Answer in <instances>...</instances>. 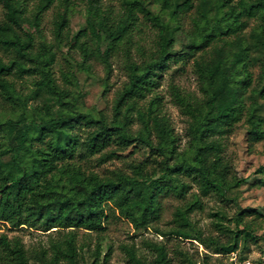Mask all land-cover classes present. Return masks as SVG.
<instances>
[{
	"label": "trees",
	"instance_id": "16d2710c",
	"mask_svg": "<svg viewBox=\"0 0 264 264\" xmlns=\"http://www.w3.org/2000/svg\"><path fill=\"white\" fill-rule=\"evenodd\" d=\"M89 1L90 10H93L97 0ZM54 2L39 0L34 15L36 26L40 16ZM154 2L160 13H152L149 6L145 9L149 19L159 28L157 49L141 64L128 62V82L117 95L115 117L109 122L102 113L94 115L81 111L72 91L57 85L52 71L54 55L48 45L43 44L36 55L30 52L32 37L27 34L23 38L16 30L24 21L23 0H0L6 9V21L0 23V45L13 49L17 55L10 62L0 58V90L4 100L21 112L16 123L23 124L16 137L17 144L10 145L8 150L13 155L0 185V220L9 221L14 227L24 224L41 226L45 231L54 227L95 231L102 227L106 204L112 202L136 226L145 227L160 217L162 195L186 198L190 189V184L184 181L186 177L198 185L203 195L214 192L221 197L243 181L232 174L231 166L223 155V143L217 136L231 130L246 116L250 138L259 140L264 137V123L258 114L261 106L258 98H264V63L258 84L248 96L254 81L250 68L258 60L252 55V46L245 43L240 35L232 48L226 49V44L230 35L237 34L244 27L241 21L244 16L259 22L251 39L264 46V0H240L239 8L233 5V0H201L199 19H195L197 36L188 43V52L179 55L173 48L181 25H171L170 21L162 19L161 14L167 12L172 21L178 20L193 8V4L191 0ZM135 10L134 5L126 6L125 14L115 25H108L104 19L100 21L107 28L110 41L104 52L100 49L96 52L107 64L114 47L127 36L134 24ZM93 15L97 16L98 12ZM66 22L67 16H61L59 27L62 28ZM96 37L100 39L98 34ZM221 41L224 45L215 49V57L206 64H198L202 81L206 84L204 100L193 104L178 96V103L190 118L189 151H178L177 138L163 118L146 119L139 112L143 128L136 134L131 133L128 112L134 107L129 106L123 119H119L121 107L128 100L143 98L151 92L158 84L160 72L171 61L193 56L196 51H205ZM81 49L85 60L94 53L84 45ZM24 59L35 65L27 67L22 61ZM32 73L41 75L32 94V97L42 96V105L33 108L39 121L29 115L28 96L22 97L8 79L13 74L23 76ZM63 76L70 85L79 87L78 79L72 73H64ZM248 99L251 100L249 106L246 105ZM150 120L154 123L156 142ZM14 123L2 117L0 105V134L12 130ZM79 128L87 131L82 140L87 152L97 154L113 144L125 148L139 142L149 148L156 167L151 171L144 168L143 163H138L132 166L133 175L117 173L111 178L84 173L69 162L79 142L75 132ZM115 154V151L106 153L101 160L110 159ZM261 170L264 172V166ZM202 208L199 195L193 193L190 201L176 210L174 222L177 226L172 234L201 243L208 241L215 245L217 253L237 250L240 238L244 241L255 238L252 226L246 224L243 229L224 230L228 236L226 243L216 237L205 239L203 232L190 220L191 214ZM244 215V211L237 213V225L243 221ZM67 243L69 262L76 264L74 237H69ZM0 261V264H30L23 245L17 240H9L4 234L0 235ZM161 262L170 264L166 255Z\"/></svg>",
	"mask_w": 264,
	"mask_h": 264
},
{
	"label": "rangeland",
	"instance_id": "374dc122",
	"mask_svg": "<svg viewBox=\"0 0 264 264\" xmlns=\"http://www.w3.org/2000/svg\"><path fill=\"white\" fill-rule=\"evenodd\" d=\"M201 0H191L193 8L178 20L172 21L170 14L162 13V19L170 21L171 25L178 23L181 28L176 32L175 53L188 52V43L197 36L198 30L195 19H199ZM240 0H233V5L240 7ZM39 0H23L24 21L17 32L25 38L27 34L32 37L33 46L30 52L36 55L43 44L48 45L54 55L52 65L53 77L60 88L72 91L78 99L81 111L94 115L102 113L110 122L114 119V104L118 93L128 82V62L135 61L141 64L147 61L157 49L159 28L150 19L145 7L149 6L152 13H160L159 6L154 0H97L93 10H90L89 0H55L53 5L41 16L39 25H35L34 15ZM128 5L135 6V21L127 36L114 47L108 64L96 52H104L110 41L107 28L101 20L108 25H115L125 14ZM97 11L98 15L93 13ZM66 15L67 22L59 27L60 17ZM6 21V9L0 3V23ZM244 23L237 34L228 37L226 49L235 45L238 35L245 39V43L252 46V55L258 62L250 71L253 76V86L258 84L262 63H264V46L258 45L251 34L259 25L254 19L242 17ZM99 35V38L96 37ZM81 45L94 50V53L85 60ZM224 45V42L214 43L205 51H196L193 56H183L177 61H171L166 69L157 77L158 84L143 98L128 100L121 107L119 119H123L129 106L131 120L129 130L136 134L143 128L139 112L146 116L163 118L172 128L177 138L179 152H188L190 137L188 136L189 116L184 113L178 103V96L185 98L193 104L201 103L206 96V84L202 81L198 64H206L215 57V49ZM13 49H6L0 45V58L10 62L16 58ZM28 67L35 65L28 59L22 60ZM85 63V64H84ZM86 65L88 69L84 68ZM72 73L79 82V87L70 85L64 78V73ZM38 73L13 74L8 77L14 83L17 92L28 96L29 115L39 121L33 108L42 105V96L32 97L36 90ZM42 95V92H41ZM47 96V95H46ZM48 97V96H47ZM260 115L264 123V98H258ZM251 100H247V106ZM0 105L2 117L12 120L13 129L0 134V185L7 170V163L12 158L10 145L17 144L16 137L23 124H17L21 112L17 107L4 100L0 90ZM153 129V139L156 142L154 123L150 120ZM246 116L235 124L231 130L217 136L223 143V155L231 166L232 174L243 181L225 197L211 192L203 195L198 185L190 178L184 181L190 184L186 198L174 195L160 197V217L152 221L149 226H136L132 220L125 217L120 209L112 202L106 204V217L102 227L95 231L82 228L54 227L45 231L41 226L24 224L14 227L9 221L0 220V235L4 234L11 241H19L29 259L30 264H70L68 257L67 239L74 237L76 264H164L161 259L164 255L170 264H241L242 260L252 264H264V137L259 140L251 139L248 135ZM79 142L75 148L71 161L84 173H95L101 178H111L117 173L133 175L132 166L143 163L144 168L153 170L154 159L149 148L141 143L122 148L113 144L97 154L87 152L82 140L85 139V129L75 130ZM40 146L41 144H37ZM115 151L116 154L105 161L101 157ZM61 164V163H60ZM197 193L203 204L202 209H196L190 216L191 222L203 232V237L219 238L228 242L224 230L243 229L246 224L252 226L255 238L244 241L239 240L237 250L230 253H217L215 245L193 239H183L172 234L176 228L174 222L175 212L184 207ZM244 211L243 221L236 224L235 216ZM1 263V261H0Z\"/></svg>",
	"mask_w": 264,
	"mask_h": 264
},
{
	"label": "built area",
	"instance_id": "2783aa9c",
	"mask_svg": "<svg viewBox=\"0 0 264 264\" xmlns=\"http://www.w3.org/2000/svg\"><path fill=\"white\" fill-rule=\"evenodd\" d=\"M241 264H252V263L249 262V261H244V262H242Z\"/></svg>",
	"mask_w": 264,
	"mask_h": 264
}]
</instances>
